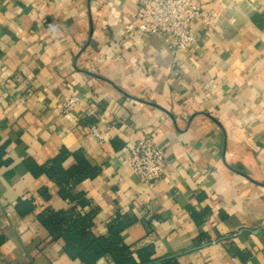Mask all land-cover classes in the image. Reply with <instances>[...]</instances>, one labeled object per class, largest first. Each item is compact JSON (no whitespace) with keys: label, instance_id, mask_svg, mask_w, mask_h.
I'll return each mask as SVG.
<instances>
[{"label":"crops","instance_id":"1","mask_svg":"<svg viewBox=\"0 0 264 264\" xmlns=\"http://www.w3.org/2000/svg\"><path fill=\"white\" fill-rule=\"evenodd\" d=\"M193 1L211 23L170 49L138 29L139 0H0V264H84L39 221L71 208L97 237L123 221L136 264H264V0ZM147 134L152 183L125 164ZM62 150L97 170L79 199L32 172Z\"/></svg>","mask_w":264,"mask_h":264},{"label":"built area","instance_id":"2","mask_svg":"<svg viewBox=\"0 0 264 264\" xmlns=\"http://www.w3.org/2000/svg\"><path fill=\"white\" fill-rule=\"evenodd\" d=\"M135 18L138 29L145 34L162 37L170 49H188L196 41L192 24L200 19L209 26L211 18L193 0H139ZM77 103L76 97L66 99L63 112H69ZM97 140L104 137L97 127L90 128ZM125 164L143 182L152 183L163 177L166 171L164 153L147 134L129 149Z\"/></svg>","mask_w":264,"mask_h":264},{"label":"trees","instance_id":"3","mask_svg":"<svg viewBox=\"0 0 264 264\" xmlns=\"http://www.w3.org/2000/svg\"><path fill=\"white\" fill-rule=\"evenodd\" d=\"M67 155L62 150L59 155L43 167L32 169L34 174L44 172L58 182L59 193L65 198L79 199L80 195L72 193V186L85 177H93L97 170L92 169L84 159L78 165L65 170L62 161ZM81 202V200H80ZM43 227L51 233H58L65 242L66 252L84 264H96L102 257H111L115 264H136L134 258L128 256V248L123 244L120 234L125 228L123 221L114 220L109 224L106 236H95L92 233L93 214H81L71 208L67 211H58L48 218L39 216ZM3 238L0 237V243Z\"/></svg>","mask_w":264,"mask_h":264}]
</instances>
